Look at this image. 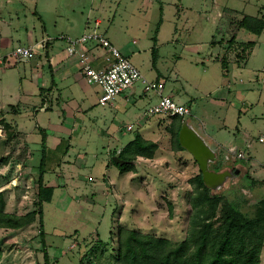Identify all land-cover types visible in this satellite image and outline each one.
<instances>
[{"label":"rangeland","instance_id":"374dc122","mask_svg":"<svg viewBox=\"0 0 264 264\" xmlns=\"http://www.w3.org/2000/svg\"><path fill=\"white\" fill-rule=\"evenodd\" d=\"M159 1L0 0V35L6 37L0 48V59L3 58L0 61V193L6 212L24 215L39 209L36 192L41 136L33 114L40 108V95L46 96V103L50 102L47 91H34L20 81V76L33 68L30 64L39 66L44 57L33 55L28 61L19 62L12 51L17 46H28L35 39V46L41 44L44 51L45 39H39L42 22L48 24L50 36L61 28L64 30L65 23L79 35L88 16L90 30L94 21L100 20L98 31L114 39L115 47L128 56L142 76L153 80L156 68L152 64V38L156 36L162 5L155 63L165 76L162 91L179 93L182 103L190 110L185 119L205 139L208 136L214 140L211 147L217 156L213 159L216 164L224 161L222 170L214 172L213 163L207 166L210 151L202 158L206 164L203 178L206 184L218 174L222 176L218 187L209 185L210 194L221 195L222 200L210 206L201 205L200 216L213 223V232L219 230L218 217L224 199L238 203L236 210L245 216H254L257 204L264 198L261 166L264 145L258 142V137L264 135V31L257 37L256 48L246 64L248 48L243 47L241 56L245 59L236 61L231 57L224 75L221 56L242 15L253 16L260 10L264 16V0ZM70 5L75 10L70 20L56 16L55 7L68 12ZM180 8L182 14L177 19ZM28 33L34 37L29 39ZM43 70L48 75L46 67ZM92 86L94 97L90 103L97 98L94 91L98 90ZM130 92L133 96L126 100L124 96H130ZM157 101L154 92H146L141 83H136L105 105L94 103L89 116L84 117L89 125H82L80 139L71 142L67 154L60 148L52 150L47 161L43 183L52 186L48 200L41 204L45 245L42 246L39 235L38 216L19 228H0V264H44V250L50 264H120L119 227L166 239L171 245L191 236V221L198 212L194 201L197 190L191 181L203 163L199 164L193 152L176 148L173 136L174 125L179 122L176 118L153 115L137 124V117L146 116L145 111ZM49 106L40 117L42 123L56 118ZM94 118L95 129L101 132L108 125L110 132L118 129L121 142L138 133L155 142L152 156L156 160L138 163V175L130 179L134 187L116 192L103 187L105 162L116 161L106 159L109 141L106 135L92 134H101L91 130ZM128 124L132 125L130 131L125 130ZM243 158L252 163L251 171L238 165L245 166ZM63 164L72 165L82 177L77 178L73 169L65 180L59 166ZM89 175L95 179L94 183L89 181ZM119 178L125 182L122 175ZM259 256L258 264H264V238Z\"/></svg>","mask_w":264,"mask_h":264},{"label":"crops","instance_id":"0c3cea01","mask_svg":"<svg viewBox=\"0 0 264 264\" xmlns=\"http://www.w3.org/2000/svg\"><path fill=\"white\" fill-rule=\"evenodd\" d=\"M212 1L213 3L217 2L216 0H212ZM54 9H55L56 16L58 18L62 17V18H66V20H70L69 18L70 15L75 13L74 6L72 5L69 6L68 12H63V8L60 6H57ZM159 10H160V17L156 23V29H155L156 42L155 44H153L154 48H156L155 49L156 50L155 63H157V60H158L157 34H158L159 27L162 22V12H163L162 5L159 7ZM89 12H90V9L89 11L87 10V13ZM260 12L261 11L259 10L258 13L253 16L244 14L240 17V19L236 21L237 31L232 34V37L230 38L232 40L229 41L228 48L226 50L224 49L223 54L221 56V64H222L223 69L225 67L227 68V63H229V61L233 59L231 58L233 56H234V59H236V61L238 59H241V60L245 59V56H241L242 52H244L243 47L248 48L245 64L247 63V59H248L247 57L250 56L252 52H254L256 48V39L263 33L264 28L260 35H256L248 31L247 29L239 27L238 22L242 19L243 16L256 17L258 19L264 20V16L263 14L261 15ZM176 14H177V19H180V16H181L180 14H182V8H180L179 13H176ZM87 19H88V16L86 17V21L83 25V29L81 31V34L79 35H76L72 31L70 24L65 23L63 26L64 30L61 28L60 30H57V32L53 36H50L49 34L50 28L48 27L47 23H44V28L41 30V37L39 39L40 40L45 39V43H46L45 50L44 51L42 50L41 44H40L41 45L40 47L35 46L34 43L36 39L28 45V46L34 47L35 49L34 55L38 57L40 56L44 57V62L39 63V66L35 64H30V67H33V68H31L30 71H27V73H23L24 74L23 76H20L21 85L25 83L28 86H31V88L34 91L35 89H37L38 92H40L41 89L47 91L45 93L47 94L48 101H50L49 103H46L45 102L46 96L40 95L39 102H38V105L40 108L36 110V112L33 114L35 126L37 127V129L38 128L43 129L45 132V136H46L45 137V168L44 169H46L47 161L49 160L50 155L53 152L52 150L60 148V150H62L63 153L67 154L70 147L72 146L71 142L74 140L80 139L79 134L82 135L81 133H83L82 125H87V124L89 125V123L87 124L85 123L84 117L89 116L94 103L96 101L98 103V91L97 90L94 91L97 95V98L93 99L94 101L90 103L91 98L94 97V95L91 92L92 91L91 85L85 81L83 74L81 72V63L79 61L78 54L77 53L69 54V52L67 51V45H68L67 39L75 40V39H78L83 34L89 32L90 29H89V25H87L88 24ZM4 32H5V29H4ZM155 32H154V35H155ZM28 37L29 39H32L34 36L32 33H28ZM106 37L111 42V44L113 45L115 44L114 39H111L108 36ZM5 39H6L5 36L0 35V48H3V44H4L3 42ZM76 50L79 52H83L86 56L87 62H89L90 65H92L93 67L98 68V69L104 68L105 57L107 56L106 48L98 46L96 42L91 41L87 43H78ZM122 54L128 58V56L125 53L122 52ZM31 63H34V62H31ZM155 63H154V67L156 68V75L153 80L162 82L163 89H164L165 76L162 75V73H160V70L155 66ZM44 67H46L48 71V75L47 73L44 72L43 70ZM226 72H227V69L226 70L224 69V75L226 74ZM47 76H50V77H47ZM172 92L173 90L167 93H163L162 91L161 95L169 96L175 101L182 103L179 93L174 94ZM129 95L130 96H127V95L124 96L126 100L131 99V97L133 96V93L130 92ZM155 95L159 98L158 94H155ZM18 102H20V100H18ZM49 104H50L49 107L52 109L53 112H55L56 118H54L52 121H48L47 123H42L40 121L41 119L40 117L42 113H45L47 111L46 107ZM144 117H148V116L146 115L143 117H137V119L139 120L137 124H139L140 120L142 121V118ZM164 117L166 116H163L162 119ZM61 118H64L63 119L64 121L62 124L60 122ZM169 118H176L181 123V128L179 130L178 138H179L180 145L183 147V150L185 149L188 152H190L187 148H185L184 145L181 144L180 134L186 138H189L197 142V144L200 145V147L206 152L207 150L210 151V153L208 154L211 157V160L207 164V166L210 163L216 162L213 159L214 157L216 158L217 156H216V153L212 151V147H211V144L214 143L213 142L214 140L210 139L208 136H207V139H205V135H201L197 133V131H195V129L189 124V122H187V120L185 119L186 117L184 119H181L178 117H169ZM87 120H90V119H87ZM92 121H94L93 122L94 126L91 127L92 128L91 130L93 132L98 130L96 132L101 133V134L99 133L98 134L92 133V134L97 135V136L106 135V139L110 141V142L107 141L106 159L114 158L115 155L117 157L118 152H120L121 149L124 148L126 144H128L135 137L134 136L133 138L128 139L125 142H121L120 138H122V136L118 137V135L120 134L118 129H113V130L111 129V132H110V126L108 125L101 132V130L95 129L97 127L95 118L92 119ZM127 127H130V129H127ZM119 129H121V127H119ZM125 130L126 131L132 130V125L131 124L126 125ZM139 135L142 137V139L153 141L151 140V138L145 137L144 134H139ZM40 155H41V150H40ZM227 158L228 157H226V159ZM244 159H246V161ZM151 160L155 161L156 158L153 156L144 157L141 155H136L135 159L132 162L134 164L133 165L134 169L132 171L123 172V173L119 172L118 168L114 164L110 163L109 161H107V163L105 162L104 173H102V179L103 181H105L103 183V187L106 188V190L110 188L111 192L113 190L116 192V191H119L120 189L126 190V188L130 189L134 187L130 179H132V177H134L135 175H138L136 172L137 165H139L138 163H141V161L142 162L149 161V163H152L150 162ZM247 160H248L247 158H243L242 160L245 162V166L241 164H238V165H240L241 167H245V168L249 167L251 171L253 169V165L252 163H249ZM222 163H224V161ZM222 163L218 162L217 164H222ZM59 166L66 180V177H67L66 175H68L70 171L73 170L74 168H72V165H65V164L59 165ZM211 166H213V164H211ZM73 172H75L74 174L77 176V178L82 177V175L79 174L78 170L74 169ZM105 175L107 179H105L104 177ZM121 175L125 179V182H123L121 178H119ZM89 177H90L89 181L91 183H94L95 179L91 177L90 175ZM221 177L222 176L218 174L215 180L209 181V185L211 187H218ZM44 180H45V173L43 176V182ZM44 185L52 186V185H47L46 182L44 183ZM123 210H121V213H119L120 216H122Z\"/></svg>","mask_w":264,"mask_h":264},{"label":"trees","instance_id":"16d2710c","mask_svg":"<svg viewBox=\"0 0 264 264\" xmlns=\"http://www.w3.org/2000/svg\"><path fill=\"white\" fill-rule=\"evenodd\" d=\"M36 15V12H34ZM40 20V18H38ZM42 28L44 24L42 22ZM238 26L260 35L264 28V20L256 17L243 16ZM155 44V36L152 38ZM232 39H230L231 41ZM46 48V43L44 45ZM156 48H152V64L155 63ZM42 90V89H41ZM181 123L174 125L173 136L177 149H183L179 143V130ZM41 135V156L38 164L37 197L39 209L24 215H17L4 210V200L0 193V228H19L35 220L38 216L40 224V238L42 246L45 245L43 232L42 202L48 200L50 186L43 183L45 173V132L38 128ZM156 144L145 141L139 134L118 152L117 157L123 161L114 162L119 172H128L134 169L133 160L136 155L152 157ZM214 171L222 169L221 164L213 163ZM196 186L195 207L198 212L192 218V234L184 241L171 245L170 241L162 238L145 236L137 231L118 228V262L120 264H258L260 250L264 238V198L255 208L254 216H245L235 204L224 199L220 209L219 230L213 232V225L206 216H200L203 204L213 205L215 201L222 200L221 195H211L206 185L202 171L192 178ZM254 184L253 181H251ZM204 223V224H203ZM1 257V252H0ZM44 264H50L46 251H43Z\"/></svg>","mask_w":264,"mask_h":264},{"label":"built area","instance_id":"2783aa9c","mask_svg":"<svg viewBox=\"0 0 264 264\" xmlns=\"http://www.w3.org/2000/svg\"><path fill=\"white\" fill-rule=\"evenodd\" d=\"M99 24L100 21L95 20L92 30L83 34L78 39H67V51L69 54H78L81 72L85 81L98 88V103L105 105L115 96L134 87L136 83H141L144 91H152L159 95L158 101L145 111L147 116L163 115L184 119L190 115L189 107L186 104L179 103L169 96L161 95L163 83L145 79L138 68L113 46L102 32L98 31ZM91 41L96 42L98 46L107 50L103 69L90 65L86 60L85 54L76 50L78 43ZM11 54L16 61H26L35 54V49L32 46H17ZM2 60L3 58L0 59V61ZM127 129H130V127H127ZM0 136H2V128H0ZM258 142L264 145V135L258 137ZM262 167H264V161Z\"/></svg>","mask_w":264,"mask_h":264},{"label":"water","instance_id":"95a60500","mask_svg":"<svg viewBox=\"0 0 264 264\" xmlns=\"http://www.w3.org/2000/svg\"><path fill=\"white\" fill-rule=\"evenodd\" d=\"M180 142L182 145L185 146V148H187L190 152H193L195 154V158H197L198 162L200 161L199 164L203 163L200 167H201V171H202L203 178H204V167L206 166V164L204 163L202 158L206 155L207 152L203 150L200 147V145L197 144V142L189 138H186L182 136L181 134H180ZM200 157L202 161L200 160ZM114 160L118 162L119 164L123 163V161L117 157H114Z\"/></svg>","mask_w":264,"mask_h":264}]
</instances>
